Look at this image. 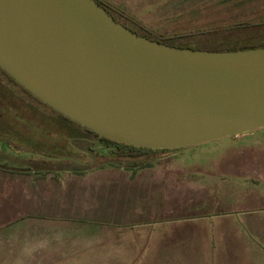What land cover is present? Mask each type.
I'll use <instances>...</instances> for the list:
<instances>
[{
  "label": "rangeland",
  "instance_id": "374dc122",
  "mask_svg": "<svg viewBox=\"0 0 264 264\" xmlns=\"http://www.w3.org/2000/svg\"><path fill=\"white\" fill-rule=\"evenodd\" d=\"M105 2L122 13L115 15L120 23L190 45L218 43L220 35H202L216 23L264 21V0ZM253 31L234 37L255 38ZM24 117L14 116L11 133L0 130L8 153L53 160L65 154L37 143L66 148L68 139L78 141L54 120ZM96 151L101 164L81 175L72 171L78 167L11 174L12 162L5 168L11 173L0 172V264H210L214 241L252 236V223L264 229V130L158 153L132 172L131 162L106 164L103 144ZM218 255L228 261L234 253L226 246Z\"/></svg>",
  "mask_w": 264,
  "mask_h": 264
},
{
  "label": "water",
  "instance_id": "95a60500",
  "mask_svg": "<svg viewBox=\"0 0 264 264\" xmlns=\"http://www.w3.org/2000/svg\"><path fill=\"white\" fill-rule=\"evenodd\" d=\"M0 69L100 138L178 150L264 130V47L143 38L94 0H0Z\"/></svg>",
  "mask_w": 264,
  "mask_h": 264
},
{
  "label": "flooded vegetation",
  "instance_id": "af4514ba",
  "mask_svg": "<svg viewBox=\"0 0 264 264\" xmlns=\"http://www.w3.org/2000/svg\"><path fill=\"white\" fill-rule=\"evenodd\" d=\"M24 113H28L32 116H40L49 122L54 120L56 126L62 129L61 133L69 137H74L78 141L76 145H74L71 139H68L66 148L62 145L63 142L61 144L59 142H53L52 144L47 145L44 144L43 141H40L37 143L40 147L49 150L50 152H55L56 154H59L60 151L65 154L55 156L53 160H46V158H39V156L32 155L31 153H23L22 155H14L12 152L8 153L10 146L6 144L5 141L0 140V172L11 173L6 171L5 168L8 163L12 162L13 168L11 170L13 171L11 174H15L16 171H30L41 175L44 173L54 175L58 173L59 169L63 170L62 168H66L65 171H70L71 167H78L80 168L78 171L81 172L76 171V169H73L72 171L81 175L83 172L94 167L95 164H101L102 156L97 153L96 146L102 144L105 150L110 149V155L106 159V164L116 167L121 165L117 163V151L113 148L105 147L104 143L101 141L104 138L98 137L94 132L75 124L64 116L53 111L24 90L0 69V130H5L6 132L11 133L14 116L25 119ZM45 133L48 134L47 132ZM17 139H20L21 141L23 140L21 138ZM28 140L31 143L30 139ZM37 157L39 158L38 160H40L38 162L31 159ZM102 164L104 163L102 162ZM53 171L55 173H52ZM130 171L132 172L133 168Z\"/></svg>",
  "mask_w": 264,
  "mask_h": 264
},
{
  "label": "trees",
  "instance_id": "16d2710c",
  "mask_svg": "<svg viewBox=\"0 0 264 264\" xmlns=\"http://www.w3.org/2000/svg\"><path fill=\"white\" fill-rule=\"evenodd\" d=\"M96 1L101 7H103L117 22L118 19L115 17V15H122V13H119L116 11V9H113L108 3L102 1V0H94ZM128 20V19H127ZM131 21V20H129ZM121 25L127 27L132 32L137 34L140 37L152 40L154 42H158L167 46L171 47H178V48H186V49H194V50H201V51H216V52H222V51H237V50H246V49H255V48H263L264 47V21H258L256 23H238V24H231L228 25V23H216L213 25L208 26L209 29L202 33L203 36H210L211 34L220 35L222 39L218 43H212V42H199L195 45L188 44V41L183 42H176L178 41V37L174 38H168L163 39L162 37H156V35H153L151 31L146 29L144 26L140 25L138 27H134L135 23L132 22V27H129L125 24L120 23ZM243 29L248 30H255V38H237L236 36L237 32H240ZM263 29V30H261ZM184 37H182V40ZM105 147L113 148L118 153V164H123L124 162H131V166L133 170L149 167L151 164L148 162V159L150 156L158 154V153H168V152H175L177 150L173 151H166V150H148V149H137L133 147L124 146L106 139L101 140Z\"/></svg>",
  "mask_w": 264,
  "mask_h": 264
},
{
  "label": "crops",
  "instance_id": "0c3cea01",
  "mask_svg": "<svg viewBox=\"0 0 264 264\" xmlns=\"http://www.w3.org/2000/svg\"><path fill=\"white\" fill-rule=\"evenodd\" d=\"M105 2V0H102ZM112 7V6H111ZM118 9V8H115ZM37 217H32V220H37ZM16 221H21L17 219L14 221L16 228ZM235 227V225H234ZM250 230L252 231V236L239 235V233H234L237 236L241 237H232L229 239L216 240L213 243V248L216 246L219 247L215 251V256L222 252L223 247L228 246L230 251L234 253V256L228 261L226 259L220 258V255L216 256L217 259L211 257L210 264H224L229 262H234L240 264L241 262H247L248 264H264V253L261 251V243H264V236L262 233L263 228H259V225L251 224ZM233 235V234H232ZM260 243V244H259ZM258 246V247H257ZM20 258V257H19Z\"/></svg>",
  "mask_w": 264,
  "mask_h": 264
}]
</instances>
